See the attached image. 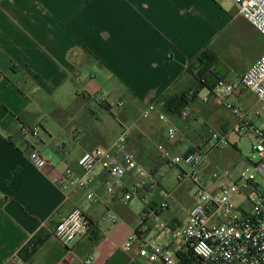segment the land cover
Listing matches in <instances>:
<instances>
[{
    "label": "crops",
    "instance_id": "1",
    "mask_svg": "<svg viewBox=\"0 0 264 264\" xmlns=\"http://www.w3.org/2000/svg\"><path fill=\"white\" fill-rule=\"evenodd\" d=\"M240 42L255 52L233 68ZM204 50L217 56L236 92L220 97L204 90L181 109L186 117L166 113L162 99L191 84L183 73ZM263 52L264 38L234 0H0V108L7 109L0 118V264H86L89 257V264H130L133 253L124 243L139 226L141 202L137 210L132 201L124 205L121 185L108 195L105 171L95 175L97 202L79 189L66 197L55 177L66 168L81 173L84 151L132 150L159 179L156 189L139 193L160 199L166 189L156 145L178 154L197 145L216 151H209L211 133L238 127L222 102L243 103L240 76ZM150 104L155 110L141 116ZM167 125L177 131L174 140L166 137ZM24 127L37 131L26 134ZM125 129L119 149L114 144ZM31 151L49 164L35 168ZM135 179L128 171L123 184ZM175 192L161 216L184 222L187 210ZM75 206L91 227L63 245L54 228ZM107 213L117 221H107Z\"/></svg>",
    "mask_w": 264,
    "mask_h": 264
},
{
    "label": "built area",
    "instance_id": "2",
    "mask_svg": "<svg viewBox=\"0 0 264 264\" xmlns=\"http://www.w3.org/2000/svg\"><path fill=\"white\" fill-rule=\"evenodd\" d=\"M239 15L264 38V0H234ZM2 81L0 77V82ZM239 85L252 93L264 109V52L241 74ZM238 85L220 79L216 82L215 95L231 96ZM217 96V98H220ZM206 100V97L204 98ZM237 118L238 127L251 131L256 139L252 144L253 155L248 158L249 166L235 178L228 169L219 168L208 179L209 186L200 174V167L208 155L202 145L193 146L183 154L172 153L162 144L156 145L159 158L168 166L177 167L176 180H189L195 186V201L187 210L184 222L166 221L161 213L175 201L174 191H163L160 199L147 200L140 190H154L159 186L155 171L146 169L136 159L132 150L115 152L112 148H96L84 151L77 159L81 173L66 168L55 177L56 183L66 197L73 190L84 192L85 199L97 202L95 175L105 171L111 182L106 186L108 195L115 193V186L121 185V200L127 205L137 198L142 209L139 226L133 230L124 246L133 253L130 264L140 258L143 264H264V128L257 127L239 107L231 102H222ZM155 105L150 104L141 116L147 117ZM187 113L182 111L181 116ZM159 120L166 123L164 114ZM26 134L35 133L37 127H24ZM168 140H174L177 131L173 125L165 128ZM127 129L116 140L114 146L120 149L126 140ZM209 151H220L228 143L224 134L212 132ZM29 159L37 169H44L48 160L39 152L31 151ZM130 171L135 181L123 184ZM243 197L250 206L243 207L234 198ZM105 219L117 221L115 214L107 213ZM90 219L81 208L75 206L61 217L54 228L55 238L63 245H69L89 233ZM86 264L91 263L89 257Z\"/></svg>",
    "mask_w": 264,
    "mask_h": 264
},
{
    "label": "rangeland",
    "instance_id": "3",
    "mask_svg": "<svg viewBox=\"0 0 264 264\" xmlns=\"http://www.w3.org/2000/svg\"><path fill=\"white\" fill-rule=\"evenodd\" d=\"M237 47V49H239V53L234 58H232L231 61L233 68L241 67L248 60L250 55L254 54L255 52V50L251 51L249 48H245L243 42L238 43ZM241 94L243 96V103L234 105L239 107L244 113H247L248 119H251L257 127L264 128V109L261 107L256 97L245 89L241 90ZM227 110L232 114L229 109ZM108 117L109 119H112L111 115L109 114ZM234 118L237 121L235 116ZM236 126H238V123ZM226 130H230L229 133L227 131H223L220 134H224L226 137L228 135V143L224 145L220 151H211L208 153L200 167V174L204 177V181L207 182L209 186L211 182L207 178L208 175H211L217 169L222 168L228 169L230 176L235 178L242 170L249 166L248 158L253 155L252 144L256 142V139L254 134L249 131L247 127H245L243 130H240L239 127H236L235 129H233V127L231 129L230 127ZM234 146L236 148H234ZM161 170L163 171L162 175L160 176V183L162 187L168 191L176 190L175 194L179 197V200L182 201L181 205L186 210H188L191 207L192 202L195 201V197L193 195L195 186L193 183L189 180L178 182L176 180L178 170L175 166H168L166 163H163ZM261 186H264L262 181ZM152 194H147L146 199L151 200L153 198ZM238 201L243 207L250 206V202L246 198H234L236 205ZM139 203V200L134 198L130 203V207H132L133 210H137L140 206ZM137 221L138 220L135 219L136 223Z\"/></svg>",
    "mask_w": 264,
    "mask_h": 264
},
{
    "label": "trees",
    "instance_id": "4",
    "mask_svg": "<svg viewBox=\"0 0 264 264\" xmlns=\"http://www.w3.org/2000/svg\"><path fill=\"white\" fill-rule=\"evenodd\" d=\"M217 56L208 50L202 51L192 64L184 71V75H189L191 84L178 94L169 98L162 99V108L168 114L181 115V109L192 103L199 94L207 90L209 93H215L216 82L223 79L221 72L217 68ZM224 80V79H223ZM7 112L6 108H0V118ZM21 144H27V141L20 140Z\"/></svg>",
    "mask_w": 264,
    "mask_h": 264
}]
</instances>
